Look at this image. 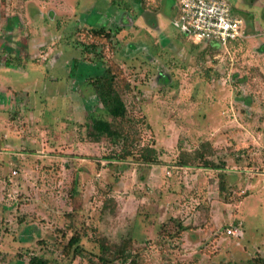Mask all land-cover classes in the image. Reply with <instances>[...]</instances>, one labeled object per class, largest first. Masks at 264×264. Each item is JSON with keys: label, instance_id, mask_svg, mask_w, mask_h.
I'll use <instances>...</instances> for the list:
<instances>
[{"label": "rangeland", "instance_id": "1", "mask_svg": "<svg viewBox=\"0 0 264 264\" xmlns=\"http://www.w3.org/2000/svg\"><path fill=\"white\" fill-rule=\"evenodd\" d=\"M227 1L243 33L221 47L178 0H0V264H264V0ZM110 65L122 144L87 133L119 124L91 82Z\"/></svg>", "mask_w": 264, "mask_h": 264}, {"label": "trees", "instance_id": "2", "mask_svg": "<svg viewBox=\"0 0 264 264\" xmlns=\"http://www.w3.org/2000/svg\"><path fill=\"white\" fill-rule=\"evenodd\" d=\"M118 30L120 29L116 28L114 31H111L110 29L107 30L103 25L100 27H90L88 29V33L89 36L93 38V41L90 45H84V48L86 50H89L90 48H96L93 42L101 38L106 39L109 43H111L114 33L118 32ZM116 70L122 73L120 67H118L117 65H110L108 68L105 69V73L103 75L95 77L91 82L93 84L96 96L99 99L100 103L104 106L107 113L117 122H119V124H116L115 121H108L106 119L92 117L88 124L87 133L91 138L95 140H99L101 137H106L113 142H119L122 144L127 141L129 136L128 133L126 131H123L120 127V124L122 125L123 123L122 121L126 119L127 110L122 95L120 93V90L123 85L121 83L119 89ZM154 152L155 151L151 149L146 154L141 153L139 157L137 156L134 158H136L135 160L137 161L142 160L141 162L153 163L156 162V158L153 155ZM128 154L129 153L122 151V153L110 155L107 158L125 160ZM202 156V153L197 154V157ZM202 160L204 161V166L218 168V165H215L212 161L206 160L205 158H203ZM180 164L186 165L188 163L185 160H181ZM79 242L80 236L77 233L71 235L67 242L63 245V252L65 254L72 253L73 255H82L83 247L79 245ZM100 249L101 252H103L102 250L107 249V247L101 245ZM122 249L118 248L116 252L117 255L121 257L122 261H126L127 258L124 255L125 248L122 247ZM100 259L104 263L111 264V261L101 255ZM27 264H47V261L42 257L32 255L30 256ZM112 264H114L113 261Z\"/></svg>", "mask_w": 264, "mask_h": 264}, {"label": "built area", "instance_id": "3", "mask_svg": "<svg viewBox=\"0 0 264 264\" xmlns=\"http://www.w3.org/2000/svg\"><path fill=\"white\" fill-rule=\"evenodd\" d=\"M178 9L186 36L192 43L213 41L227 47L242 36L243 20L231 13L227 0H179ZM228 235H236L235 226L226 228Z\"/></svg>", "mask_w": 264, "mask_h": 264}, {"label": "crops", "instance_id": "4", "mask_svg": "<svg viewBox=\"0 0 264 264\" xmlns=\"http://www.w3.org/2000/svg\"><path fill=\"white\" fill-rule=\"evenodd\" d=\"M179 1V0H178ZM143 5V4H142ZM148 11L149 9H147V8H143V10L141 11V12H145V11ZM178 12H179V9H178ZM242 33H243V30H242Z\"/></svg>", "mask_w": 264, "mask_h": 264}]
</instances>
